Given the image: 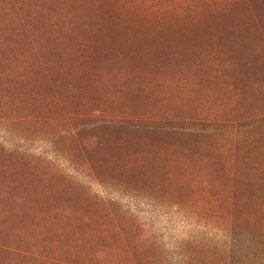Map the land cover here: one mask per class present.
Here are the masks:
<instances>
[{"label": "rangeland", "instance_id": "obj_1", "mask_svg": "<svg viewBox=\"0 0 264 264\" xmlns=\"http://www.w3.org/2000/svg\"><path fill=\"white\" fill-rule=\"evenodd\" d=\"M0 264H264V0H0Z\"/></svg>", "mask_w": 264, "mask_h": 264}]
</instances>
